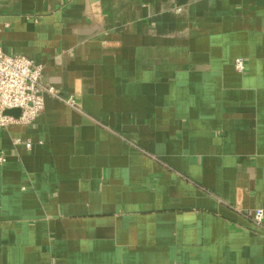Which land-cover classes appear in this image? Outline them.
<instances>
[{
    "label": "crops",
    "instance_id": "obj_1",
    "mask_svg": "<svg viewBox=\"0 0 264 264\" xmlns=\"http://www.w3.org/2000/svg\"><path fill=\"white\" fill-rule=\"evenodd\" d=\"M0 49L76 104L0 132V264H264V0H0Z\"/></svg>",
    "mask_w": 264,
    "mask_h": 264
},
{
    "label": "built area",
    "instance_id": "obj_2",
    "mask_svg": "<svg viewBox=\"0 0 264 264\" xmlns=\"http://www.w3.org/2000/svg\"><path fill=\"white\" fill-rule=\"evenodd\" d=\"M234 69L243 72L242 59L234 61ZM43 68L34 64L23 56H10L0 49V132L13 124L31 125L44 109V95L56 98L69 107L75 109L76 104L72 97H60L57 90L46 87L41 82ZM18 110V116L6 115L8 111ZM15 143H19L18 140ZM30 148V143L25 142ZM5 158L0 155V163ZM257 226L262 222L261 209L247 212Z\"/></svg>",
    "mask_w": 264,
    "mask_h": 264
},
{
    "label": "water",
    "instance_id": "obj_3",
    "mask_svg": "<svg viewBox=\"0 0 264 264\" xmlns=\"http://www.w3.org/2000/svg\"><path fill=\"white\" fill-rule=\"evenodd\" d=\"M5 114L16 118L19 114V111L18 110L8 111Z\"/></svg>",
    "mask_w": 264,
    "mask_h": 264
}]
</instances>
